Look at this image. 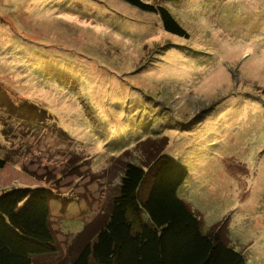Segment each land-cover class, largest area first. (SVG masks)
<instances>
[{
    "label": "rangeland",
    "instance_id": "obj_1",
    "mask_svg": "<svg viewBox=\"0 0 264 264\" xmlns=\"http://www.w3.org/2000/svg\"><path fill=\"white\" fill-rule=\"evenodd\" d=\"M163 5L186 36L121 0H0V195L54 191L59 251L37 264H71L148 140L187 168L202 231L264 264V0Z\"/></svg>",
    "mask_w": 264,
    "mask_h": 264
},
{
    "label": "trees",
    "instance_id": "obj_2",
    "mask_svg": "<svg viewBox=\"0 0 264 264\" xmlns=\"http://www.w3.org/2000/svg\"><path fill=\"white\" fill-rule=\"evenodd\" d=\"M121 1L158 15L167 33L187 35L163 5L179 0ZM146 145L148 156L142 164L126 162L117 194L96 230L90 232L86 225L79 234H86V240L71 264H247L245 255L229 245L226 223L204 233L199 218L179 198L188 170L161 155L167 141L148 140ZM8 163L0 156V175ZM149 178L152 183L142 199ZM53 197L47 187L12 188L0 195V264H37L58 253L51 225Z\"/></svg>",
    "mask_w": 264,
    "mask_h": 264
}]
</instances>
